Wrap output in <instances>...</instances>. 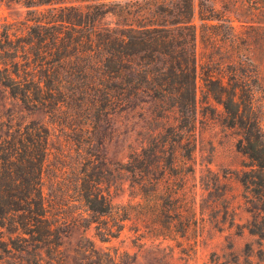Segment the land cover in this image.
<instances>
[{
	"label": "trees",
	"instance_id": "obj_1",
	"mask_svg": "<svg viewBox=\"0 0 264 264\" xmlns=\"http://www.w3.org/2000/svg\"><path fill=\"white\" fill-rule=\"evenodd\" d=\"M220 1L264 18V0ZM168 2L169 8L147 12L109 0H27L24 22L0 31V86L27 110L51 117L64 113L91 127L146 100L163 106L156 117L174 110L176 132L147 133L120 165L136 186L150 184L156 167L162 170L159 175L175 170L176 149L183 151L187 171L193 172L197 102L206 103L211 115L215 107L210 104H216L221 123L236 130V149L250 161V168L237 175L249 215L244 228L262 238L264 21L259 32L247 31L245 22L239 29L229 22L224 30L215 29L218 24L208 25L212 31L197 32L190 20L191 0ZM160 13L170 18L156 20ZM108 17L112 20L105 21ZM197 36L213 50L215 60L208 55L197 63ZM258 54L261 61L252 60ZM47 139V128L37 122L0 134V232L5 233L0 236V261L29 254L30 246L32 264L54 262L58 253L61 232L46 216L39 188ZM96 184L92 180L81 197L91 213L109 214L110 194L98 192ZM106 231L105 236H114Z\"/></svg>",
	"mask_w": 264,
	"mask_h": 264
},
{
	"label": "rangeland",
	"instance_id": "obj_2",
	"mask_svg": "<svg viewBox=\"0 0 264 264\" xmlns=\"http://www.w3.org/2000/svg\"><path fill=\"white\" fill-rule=\"evenodd\" d=\"M25 1L0 0V31L8 24L19 27L24 22ZM109 1L147 12L156 6L170 7L169 0ZM222 4L220 0H191L190 20L197 32L212 31L208 25L218 24L215 29L224 30L229 22L237 29L245 22L249 32H259L263 26L259 14ZM155 18L162 22L170 17L160 13ZM195 52L199 64L208 55L216 59L198 36ZM261 59L260 54L252 58ZM199 76L198 72V87ZM197 96L200 99L199 91ZM210 106L215 107L212 115L206 103L197 102L193 172L187 171L183 151L176 149L175 170L159 175L162 170L156 167L150 184L136 186L119 167L147 133L176 132L174 110L156 117L163 106L146 100L91 127L80 120L70 121L64 113L51 117L44 111L27 110L0 86V134L28 122L48 130L39 188L45 214L61 232V244L54 262L41 264H264V236L251 235L244 228L249 215L237 181V175L250 168V161L235 147L236 130L221 123L220 107ZM166 125L171 127L165 129ZM212 175H217V181H212ZM92 180L98 182V192L105 195L108 190L109 214L95 215L87 209L81 194ZM106 230L114 236H105ZM0 236L4 238L5 233ZM33 249L30 246L29 254L21 257H5L0 264H32Z\"/></svg>",
	"mask_w": 264,
	"mask_h": 264
}]
</instances>
